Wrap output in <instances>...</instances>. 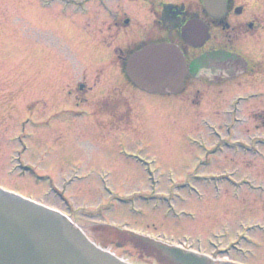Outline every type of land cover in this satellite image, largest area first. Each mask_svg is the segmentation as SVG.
<instances>
[{
  "label": "rangeland",
  "instance_id": "obj_1",
  "mask_svg": "<svg viewBox=\"0 0 264 264\" xmlns=\"http://www.w3.org/2000/svg\"><path fill=\"white\" fill-rule=\"evenodd\" d=\"M165 1H180L194 14L199 9L197 18L209 24L200 0ZM236 8H243L242 15L234 14ZM124 21L127 29L120 27ZM247 21L255 22L257 34L235 46L243 63L255 64L247 77L219 83L197 78L195 73L207 63H198L200 70L190 68L195 58L219 46L230 47L227 32ZM151 23L143 2L0 0V189L66 214L96 246L129 264L164 263L154 257L153 244L122 233L221 251L230 243L213 235L227 231L229 241L238 221L264 224V193L253 196L241 189L233 195L224 186L216 187L217 193L212 190L219 182L212 175L236 179V172L239 179L264 188V0H233L230 28H210L212 39L200 50H190L175 38L188 52L190 68V87L175 97L137 92L120 68L123 61L118 59L127 58L143 33H150L147 41L174 39ZM211 61L215 67L213 57ZM78 86L82 93L89 88L92 92L76 94ZM116 87L131 95L134 108L122 124L106 123L101 116V94ZM238 143L250 150L240 151L234 147L242 146ZM21 152L20 161L41 179L13 172L11 156L15 160ZM129 157L144 164L135 165ZM139 167H149L154 178L146 182ZM64 187L69 208L46 194ZM145 195L148 202L143 205ZM114 198L123 206L113 203ZM165 209L176 218H163ZM197 235L211 239L197 243ZM244 238L249 242L233 247V259L264 264V236L253 232ZM246 251L247 258L240 259Z\"/></svg>",
  "mask_w": 264,
  "mask_h": 264
},
{
  "label": "water",
  "instance_id": "obj_2",
  "mask_svg": "<svg viewBox=\"0 0 264 264\" xmlns=\"http://www.w3.org/2000/svg\"><path fill=\"white\" fill-rule=\"evenodd\" d=\"M206 14L221 19L226 0H203ZM239 13V10L236 11ZM182 40L200 48L208 40V28L190 21L181 29ZM126 75L138 89L170 95L182 90L185 60L171 44L153 45L133 54ZM177 264H208L205 260L168 250ZM0 264H122L96 249L57 213L27 204L0 191Z\"/></svg>",
  "mask_w": 264,
  "mask_h": 264
},
{
  "label": "flooded vegetation",
  "instance_id": "obj_3",
  "mask_svg": "<svg viewBox=\"0 0 264 264\" xmlns=\"http://www.w3.org/2000/svg\"><path fill=\"white\" fill-rule=\"evenodd\" d=\"M136 2H143V3L148 5L149 10H150V15L152 16L151 27L152 28H156L157 27L159 29H163L164 28V30L166 31V34L169 35V37L175 36L174 39H169V40L166 39L165 41L174 42L175 44H177V42L175 41L176 33H177L176 29L182 27L187 21L198 17L199 9L196 10L197 12H196V14H194L193 12H191V11H193V9H191L188 6H185V4H181L180 1H178L179 3H177V4L167 3L165 0H136ZM232 2H233V0H227V7H226L227 14L225 15V18H224L225 20L222 23V28H221L222 32H224V31H226L227 29L230 28L229 24L227 23V20H228V13H229V11H230V9L232 7ZM243 11L244 10L242 8V11H241L240 15H242ZM201 13L204 15L203 9L201 10ZM204 19L209 20V24L208 23L207 24L209 26V34H210V40H211L212 39L211 38L212 34H211V29L210 28H212V29L214 28L215 30H220V26H219L220 22L210 20L209 18H206V17ZM127 24H128V22L124 21V24L123 25L120 24V27L124 28V26H125L124 29H127L128 26H129ZM118 25H119L118 23H115L114 24V28H116ZM247 30H251V32L247 31ZM256 32H257V28H255V22H249V21L241 22V23L237 24L236 27L231 28L227 32V35L225 36V41H226V43H228V45H230V47H228L226 49V48H222V46H219L218 48H216L214 50L206 51V52L203 53L204 55H216L217 53H221V54H217V55H221L219 58H217V61H216V67L220 69V73L213 78V80H215L214 81L215 83H219L221 81L225 82L227 80H230V79H232L234 77H239V76L247 77V63L246 64L243 63L241 61V59L237 56L238 54H237V51L235 49V46L237 45V43H238V41L240 39L247 38V35H250L252 37L253 35L257 34ZM100 34L103 35L102 32H99V35ZM143 34L144 35H143L142 39L138 38V41H140V42L136 43L137 47H141L145 43H157L158 41H163V38H160L161 40L157 39V40H154V41H151V40L147 41V40H149L150 33L146 32V33H143ZM231 36H232V38H229ZM101 37H102V43H104V39L105 38H104V36H101ZM210 40L207 42V44L210 42ZM234 41H237V42L235 43ZM228 45H226V46H228ZM133 49H134V47L130 48L129 50L132 51ZM129 50H128V53L130 52ZM184 52H185V55L188 53V52H186V49H184ZM225 54L228 55L230 60L229 59L225 60L223 58V56ZM118 60H119V63L124 61V59H122V58H119ZM230 61H237L239 63H237V62H233L232 63ZM120 64H122V63H120ZM237 64H238V66H237ZM101 73L103 74L102 71H101ZM96 78H100V75L99 74L96 75ZM118 85L120 86L121 84H118ZM124 88H126V87L124 86ZM113 89H109L104 94H101L102 95L101 99L103 101L102 102L103 104H102L101 108L104 111V113L101 114V116L103 118H106V120H105L106 123L108 121H111V122H115V123H118V124H122V122L124 123L125 120H130V116L133 113V109L134 108L131 106L132 98H131L130 94L129 95L125 94L126 93L125 91L118 90L117 87L113 88ZM82 91H83V87L82 86H78L77 90H75L76 94H83V95L87 96L88 93L90 94L92 92V89L89 88L87 90V92H84V93H82ZM101 108H99V109H101ZM18 167H20L22 171H26V172H30L32 174H35L34 170L27 169L26 167H24L22 165L18 164ZM226 177L229 179V181L232 180L234 184H237L235 182H243L242 184H244L245 186H243V187L239 186L238 187V189L239 190L242 189L243 192H245V191L247 192V186H246V184H247L249 186L248 189L250 190V192L247 193L248 195L255 196V195H261L262 193H264V191H262L264 188L263 187H258L257 185L253 186L252 184H254V182L252 180L245 179L247 181L246 182L244 179H239L238 178V172H236L234 174V177L236 179H233L230 176H226ZM223 186L226 187L228 191L229 190L232 191V188L229 187L228 185H223ZM243 192L238 194V199L237 200H240V198H241L240 195ZM239 224L245 225V224H243L242 221H238L237 231H235L233 233V236H232V238L229 241H227V239L230 237V234H227L226 233L227 231L226 232L217 233V234H215L213 236L219 235V236L222 237L223 241H225V242H233V240L236 237V234L238 232H240ZM243 228L247 229V226H245ZM253 232H257L260 235L264 236V234H262L258 230H254L251 233H253ZM251 233H250V235H251ZM197 236L202 237L201 235H197ZM241 236L242 237H247V232H244V235H243V231L241 229Z\"/></svg>",
  "mask_w": 264,
  "mask_h": 264
},
{
  "label": "trees",
  "instance_id": "obj_4",
  "mask_svg": "<svg viewBox=\"0 0 264 264\" xmlns=\"http://www.w3.org/2000/svg\"><path fill=\"white\" fill-rule=\"evenodd\" d=\"M133 1V0H132Z\"/></svg>",
  "mask_w": 264,
  "mask_h": 264
}]
</instances>
